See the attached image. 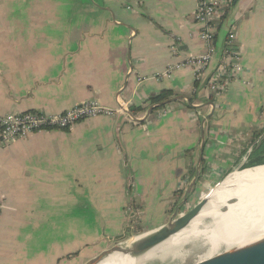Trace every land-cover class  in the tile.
<instances>
[{"label": "crops", "instance_id": "1", "mask_svg": "<svg viewBox=\"0 0 264 264\" xmlns=\"http://www.w3.org/2000/svg\"><path fill=\"white\" fill-rule=\"evenodd\" d=\"M220 1L216 51L196 87L188 65L165 75L208 49L196 0H0V116L89 100L131 111L165 89L183 96L150 114L151 105L0 144V264H61L96 242L104 251L133 229L131 203L165 209L197 173L205 187L251 158L249 138L264 129V0ZM230 32L244 74L215 93L208 79Z\"/></svg>", "mask_w": 264, "mask_h": 264}, {"label": "bare ground", "instance_id": "2", "mask_svg": "<svg viewBox=\"0 0 264 264\" xmlns=\"http://www.w3.org/2000/svg\"><path fill=\"white\" fill-rule=\"evenodd\" d=\"M153 233L154 230L141 233L124 245L132 248ZM263 235L264 164H260L229 174L212 189L209 202L190 225L164 243L179 245L191 238H202L210 245L208 258L215 257L217 253L222 260L213 258L205 261L208 259L205 258L194 264H229L227 258L233 248L260 240ZM157 247L144 255L115 249L98 264H140L152 256Z\"/></svg>", "mask_w": 264, "mask_h": 264}, {"label": "built area", "instance_id": "3", "mask_svg": "<svg viewBox=\"0 0 264 264\" xmlns=\"http://www.w3.org/2000/svg\"><path fill=\"white\" fill-rule=\"evenodd\" d=\"M196 2L195 18L202 27L201 39L207 43L208 49L203 54L191 56L185 62L169 66L165 71L167 76L188 65L193 68L196 79L200 80L213 60L216 47L214 45V27L211 21L221 1L196 0ZM236 41V33L230 32L222 53L221 64L208 79V86L215 93L223 92L231 81L241 78L244 74L241 50ZM179 50V43H172L173 55H177ZM128 105V102L119 100V105L116 108H110L98 100H89L56 114L48 115L37 111L9 112L0 116V144L5 145L26 139L29 135L39 131L69 129L87 118L124 113Z\"/></svg>", "mask_w": 264, "mask_h": 264}, {"label": "rangeland", "instance_id": "4", "mask_svg": "<svg viewBox=\"0 0 264 264\" xmlns=\"http://www.w3.org/2000/svg\"><path fill=\"white\" fill-rule=\"evenodd\" d=\"M68 4L70 5L71 2H68ZM249 139L250 142L248 141L249 144L247 143V145L250 151L253 150V148L257 143L255 142L251 143V136ZM261 156H264V154L257 151L254 154L251 153V157L254 158L253 161H256L255 158ZM243 162L244 161L240 160L239 161V163H241L240 166L235 170L230 171L229 173L231 174V172L242 170L241 167L244 165L242 164ZM227 174L217 179L218 181H216V183H209V185L205 187H204V182H206V179L208 177L207 174H203L199 183L200 185L199 188L196 190L195 194L188 196L187 198L188 200L187 208L182 207L183 204L181 206L183 199L182 197L172 198V200L169 202V206L167 205L168 207H166L165 209L151 211L147 213L146 210L143 208H138V209L134 208V204L136 203H131L130 204L131 208L127 207V211H128L129 219L134 225L133 229L127 228V230H125L123 233H120V235L116 236L115 234L110 239H105L103 243L105 242V245H108L106 249H110L117 244L132 240L134 236L156 229L168 223L169 218L176 209L178 210L177 211L178 214L180 209H182L181 213L184 212L185 209L188 210V208L192 207L197 202V200H199L205 194H208L211 189L216 187L217 183L221 182L227 176ZM133 194H134L133 196H135L137 200L140 199L137 192H133ZM222 209L226 210V207H223ZM206 222H209V220H207ZM117 237L120 238L117 239ZM101 243L96 242L95 245H92L89 248H85L84 250H82V253H80V255L74 258L73 261L71 260V258H63L61 264H85L90 259L94 258L95 256L99 255L102 252V251L100 252ZM75 246L76 245L74 244L70 245V242H64V245H62V247L65 248L64 252L74 250L76 248ZM209 256H210L209 243L202 238H191L179 245H167L166 243L162 245L160 244L154 250V254L142 260L140 264H194L202 259L208 258ZM49 258H51V256H49Z\"/></svg>", "mask_w": 264, "mask_h": 264}, {"label": "water", "instance_id": "5", "mask_svg": "<svg viewBox=\"0 0 264 264\" xmlns=\"http://www.w3.org/2000/svg\"><path fill=\"white\" fill-rule=\"evenodd\" d=\"M180 98H183V96H176V97L170 98L168 100L153 104L150 106L148 114H150L156 107L171 103V102L178 100ZM187 101L189 102V104L192 105L189 98H187ZM126 111L130 115H132L131 111H129V110H126ZM205 120L206 119L204 118L203 122H202L203 124H204ZM204 137H205V132L202 129V147H201L202 152H203V149L205 147V142H204L205 138ZM248 168H251V167H248ZM242 169H245V168H242ZM229 174H227V176ZM198 178H199V173H197V175H195L191 185L189 186V189H187V192L185 193V195L182 199L181 206H182V204L187 202V198L190 195V192L192 191V188L196 184ZM219 184H220V182L217 183L216 186H218ZM211 192H212V189L209 191L208 194H206L204 197H202L201 200L196 205H194L187 212L181 213L179 217H176L177 211H178L176 209L174 211V213L171 215L168 223H166V224H164V225H162L156 229H153L154 233L152 235H150L148 238H146L145 240H143L139 244L135 245L134 247L126 248L124 245L125 243L117 244L110 249H105L99 255L90 259L85 264H98L106 256H108L111 252H113L115 249L122 250V251H129L132 254H138V255H144V254L148 253L149 251H151L155 247L164 243L165 241L170 239L172 236L176 235L181 230H183L187 226H189L191 221L200 213V211L209 202ZM229 255H230L229 258H227L229 264H264V235L262 236V238L260 240H257L253 243H249L246 246L233 248V250L230 252ZM213 258H215L217 260H222L221 257L218 255H215V257H213ZM213 258L205 259V261H208V260L213 259Z\"/></svg>", "mask_w": 264, "mask_h": 264}, {"label": "trees", "instance_id": "6", "mask_svg": "<svg viewBox=\"0 0 264 264\" xmlns=\"http://www.w3.org/2000/svg\"><path fill=\"white\" fill-rule=\"evenodd\" d=\"M196 87L199 86V80L195 83ZM173 95V92L171 90L165 89L162 90L161 92H159L156 95L151 96L144 105H140V106H130V110L136 114L139 111H144L146 110L150 105L152 104H156L162 101H165L169 98H171ZM214 97V94H212V98ZM194 99V96L191 97V100ZM164 105H162L161 107H163ZM159 108V107H157ZM156 108V109H157ZM259 139V142L255 145V147L252 150V154H254L256 151L260 152L262 154H264V129L263 130H259L256 131L254 133V137L252 139V142H254L255 140ZM255 149V150H254ZM256 161L249 160L247 161L242 167V168H248V167H252V166H256V165H260V164H264V156L258 157L255 159ZM178 198V197H177ZM180 198V197H179ZM120 237H117V239H119ZM74 254H69L67 255L68 257L72 256Z\"/></svg>", "mask_w": 264, "mask_h": 264}, {"label": "flooded vegetation", "instance_id": "7", "mask_svg": "<svg viewBox=\"0 0 264 264\" xmlns=\"http://www.w3.org/2000/svg\"><path fill=\"white\" fill-rule=\"evenodd\" d=\"M252 159H254V158L251 157V158L248 159L247 161L252 160ZM255 159H256V158H255ZM247 161H246V162H247ZM246 162H245V163H246ZM245 163H244V164H245ZM198 182H199V181H198ZM198 182H197V184H195V186H194V188L192 189V191L190 192V195H189V196L195 194L196 190L199 188V183H198ZM205 195H206V194H205ZM205 195H204V196H205ZM204 196H203V197H204ZM183 197H184V196H183ZM183 197H182V198H183ZM201 198H202V197H201ZM201 198H200L199 200H197V202H196L194 205H196V204L201 200ZM189 199H190V198H189ZM187 202H188V200H187ZM187 202H185V203L183 204L182 207L187 208ZM194 205H193V206H194ZM193 206H192V207H193ZM192 207L188 208V210L191 209ZM188 210L185 209L184 212H182V213H185V212H187ZM181 211H182V209L179 210V214H178V212H177L176 217H179V216H180ZM134 214H135V213H134ZM169 220H170V218H169ZM169 220H168V221H169Z\"/></svg>", "mask_w": 264, "mask_h": 264}]
</instances>
